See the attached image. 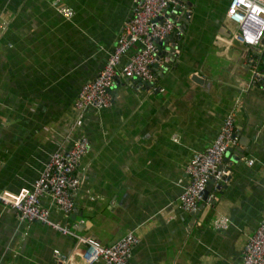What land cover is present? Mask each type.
Masks as SVG:
<instances>
[{"label": "crops", "instance_id": "obj_1", "mask_svg": "<svg viewBox=\"0 0 264 264\" xmlns=\"http://www.w3.org/2000/svg\"><path fill=\"white\" fill-rule=\"evenodd\" d=\"M135 2L0 0V192L29 188L77 133L90 141L76 169L75 209L65 215L41 198L73 234L19 220L0 204V264H54L55 250L86 247L79 238L107 246L129 231L139 238L132 264H240L264 220V90L247 85L264 52L215 42L225 34L229 0H186L192 17L175 42L176 58L156 73L162 92L117 79L112 105L86 110L83 126L72 128L76 94L104 66ZM231 111L242 153L238 161L227 156V181L192 215L178 207L185 165L214 141ZM220 216L226 227L217 226Z\"/></svg>", "mask_w": 264, "mask_h": 264}, {"label": "built area", "instance_id": "obj_2", "mask_svg": "<svg viewBox=\"0 0 264 264\" xmlns=\"http://www.w3.org/2000/svg\"><path fill=\"white\" fill-rule=\"evenodd\" d=\"M60 10L66 16L72 14L68 8L62 7ZM174 10H182L186 21L192 17V10L186 0H136L133 14L124 22L116 46L104 66L78 90L74 100L75 118L72 128L79 129L83 126L86 110H101L112 105L111 89L117 79L124 80L131 88L136 84L144 86L150 83L151 91H163V87L156 84L154 67L164 61V56L160 54L162 47L168 46L164 41L171 35L180 39L184 33L182 23L169 17ZM223 28L225 34H217L216 43L224 41L225 47L238 45L244 50L259 47L264 52V0H229L223 17ZM136 43L140 47L131 51L127 61L122 63V56ZM249 69L247 85L264 90V62L263 66L252 63ZM239 104L240 101L236 100L235 105ZM237 148L238 135L234 112L231 111L224 118L214 141L204 150L195 151L186 163L185 174L188 181L178 198L181 210L192 213L199 210L200 205L209 206L212 203L215 198L212 189L220 190L230 175L229 167L225 166L226 153L230 151L231 154ZM89 149L88 136L77 133L68 148H57L50 155L29 188H22L17 193L0 192V204L13 209L19 220L38 222L62 234H73L66 226L52 220L50 210L42 205L41 198L49 196L65 215L75 209L74 195L81 184L76 169ZM248 162L252 163V160ZM210 179L214 180L212 188L207 199L203 200L204 190ZM216 224L226 227L228 218L220 216ZM82 240L87 243L86 247L76 248L70 254L55 250L53 263L132 264V250L139 242L138 236L132 231L107 246L79 238V241ZM75 253L80 257L79 262L73 258ZM240 264H264V220L248 237L242 249Z\"/></svg>", "mask_w": 264, "mask_h": 264}, {"label": "water", "instance_id": "obj_3", "mask_svg": "<svg viewBox=\"0 0 264 264\" xmlns=\"http://www.w3.org/2000/svg\"><path fill=\"white\" fill-rule=\"evenodd\" d=\"M190 5V3L188 4ZM184 12L182 10H174L172 13L169 14V17L172 19V20H176L178 22H181L182 23V27L185 28L186 25H187V21L185 20L184 18ZM179 39V38H175L174 36H169L165 41L164 43L167 45L169 44L168 46H164L162 47V51H160V54L162 56H164V61L162 62L161 65H156L154 67V70L155 72H159L160 70H163L164 68H168L169 65L175 60L176 58V51L178 49V46L175 44L176 40ZM193 79L197 80L199 79L198 76H194ZM148 86H150V83H146L143 87L147 88ZM242 153V150L240 148H237L236 150L233 151V154L231 156V160L232 161H238L239 158H240V154ZM230 154V151H228L226 153V157H225V160L227 158V156H229ZM213 179H210L207 183V186L204 190V197H203V200H206L207 199V196H208V193L209 191L211 190L212 188V184H213ZM223 186V185H222ZM221 186V187H222ZM221 189V188H220ZM203 205H200V208L202 207ZM199 210L195 211V212H192L191 214H198Z\"/></svg>", "mask_w": 264, "mask_h": 264}]
</instances>
